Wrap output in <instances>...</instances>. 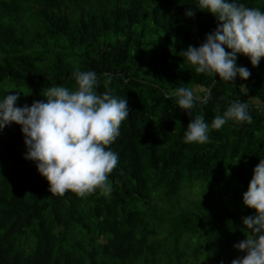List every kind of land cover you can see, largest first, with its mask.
Masks as SVG:
<instances>
[{
	"label": "trees",
	"instance_id": "1",
	"mask_svg": "<svg viewBox=\"0 0 264 264\" xmlns=\"http://www.w3.org/2000/svg\"><path fill=\"white\" fill-rule=\"evenodd\" d=\"M241 2L264 11V0ZM197 3L0 0V96L18 91L17 105H31L51 85L75 89V70H94L97 92L114 89L130 109L107 146L118 153L107 194H51L23 155L20 125L0 130V264H230L245 254L233 245L255 212L242 193L264 157V58L253 66L237 54L250 76L234 83L197 73L181 52L218 24ZM180 84L209 90L191 110L209 124L234 100L251 122L228 120L207 142L185 143L193 114L172 95Z\"/></svg>",
	"mask_w": 264,
	"mask_h": 264
},
{
	"label": "clouds",
	"instance_id": "2",
	"mask_svg": "<svg viewBox=\"0 0 264 264\" xmlns=\"http://www.w3.org/2000/svg\"><path fill=\"white\" fill-rule=\"evenodd\" d=\"M196 7L213 14L218 24L199 46L189 45L183 50V58L195 66L197 73H214L233 83L237 75L246 80L250 71L237 65V54L246 55L253 66L264 58V11L246 6L241 0H198ZM185 14L191 17L194 11L189 8ZM72 75L75 89L51 85L42 91L45 99L34 100L31 105H17L18 91L0 96V130L12 122L20 125L26 146L23 155L35 162L51 194L71 190L83 195L97 188L107 194L112 190L108 175L118 163V153L107 146L119 135V126L129 115L128 100L107 87L98 93L99 77L94 70L77 69ZM102 75L111 79L108 74ZM209 94L201 86L183 84L172 91L178 107L192 114L195 103L206 102ZM228 120L250 123L249 105L234 100L210 124L202 114H193L183 140L205 143L209 130L219 129ZM242 202L255 212L242 218L245 239L233 245L245 254L230 264H264V157L253 169ZM48 212L44 205L45 219Z\"/></svg>",
	"mask_w": 264,
	"mask_h": 264
}]
</instances>
